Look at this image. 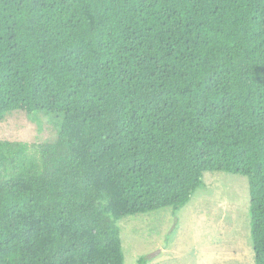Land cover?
Returning a JSON list of instances; mask_svg holds the SVG:
<instances>
[{
  "label": "trees",
  "instance_id": "1",
  "mask_svg": "<svg viewBox=\"0 0 264 264\" xmlns=\"http://www.w3.org/2000/svg\"><path fill=\"white\" fill-rule=\"evenodd\" d=\"M14 111L63 124L0 140V264H124L119 219L215 171L247 177L264 264V0H0Z\"/></svg>",
  "mask_w": 264,
  "mask_h": 264
},
{
  "label": "rangeland",
  "instance_id": "2",
  "mask_svg": "<svg viewBox=\"0 0 264 264\" xmlns=\"http://www.w3.org/2000/svg\"><path fill=\"white\" fill-rule=\"evenodd\" d=\"M63 115L14 111L0 117V140L53 142ZM191 200L123 216L117 222L124 264H255L246 176L205 172Z\"/></svg>",
  "mask_w": 264,
  "mask_h": 264
}]
</instances>
